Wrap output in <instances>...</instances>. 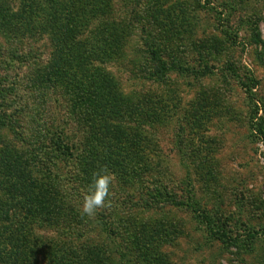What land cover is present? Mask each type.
Listing matches in <instances>:
<instances>
[{"label":"rangeland","instance_id":"1","mask_svg":"<svg viewBox=\"0 0 264 264\" xmlns=\"http://www.w3.org/2000/svg\"><path fill=\"white\" fill-rule=\"evenodd\" d=\"M158 5L169 10L162 22ZM107 17L127 33L124 56L105 65L124 95L136 101L158 93L181 109L169 123L123 121L151 140L157 167L130 184L114 176L111 206L83 215L87 118L74 113L75 97L63 89L43 97L27 86L52 67L51 36L12 40L0 32V77L10 73L29 100L28 107L20 101L19 129L26 137L40 130L46 146L34 169L59 181L71 207V219L38 234L67 242L81 259L96 246L104 264H264V0H113ZM171 17L176 28L162 29ZM156 50L182 68L165 80L150 78ZM202 104H209L208 118L190 111ZM14 132L0 128V153L5 143L34 149Z\"/></svg>","mask_w":264,"mask_h":264},{"label":"trees","instance_id":"2","mask_svg":"<svg viewBox=\"0 0 264 264\" xmlns=\"http://www.w3.org/2000/svg\"><path fill=\"white\" fill-rule=\"evenodd\" d=\"M112 1L21 0L17 9H11L0 0L2 35L12 40L24 37L42 40L51 36L56 50L52 67L28 80L27 86L38 96L46 97L50 89H63L75 97L72 110L84 119L86 116L89 129L87 149L80 158L81 181L87 189L93 172L101 167H106L124 184L132 183L142 172L156 169L158 153L151 140L123 121L148 118L157 124L169 123L181 109L164 95L153 92L136 101L130 99L120 89L116 77L107 71L108 62L124 56L127 39L123 27L107 21ZM158 6L156 12L162 22L169 10ZM176 20L171 17L162 29L176 28ZM152 54L156 67L150 78L156 81L165 80L169 72L182 68L176 61L168 64L157 50ZM9 75L0 77V128L11 126L18 141L31 144L34 149L5 143V151L0 153V264H40L42 260L49 264H104V254L96 246L84 249L81 259L78 251L73 254L67 242H50L38 234L71 219V207L59 181L37 175L34 169L35 163L43 160L41 154L46 146L40 130H33L26 137L19 129L18 117L25 110L20 105L26 103L28 107L29 100L24 101L26 95L18 92L17 83L9 80ZM19 79L23 82L25 77ZM208 106L196 105L190 111L207 117ZM58 141L55 145L62 150ZM63 148V153L70 150L68 146ZM154 259L159 261L158 256ZM161 262L164 261L158 264Z\"/></svg>","mask_w":264,"mask_h":264},{"label":"clouds","instance_id":"3","mask_svg":"<svg viewBox=\"0 0 264 264\" xmlns=\"http://www.w3.org/2000/svg\"><path fill=\"white\" fill-rule=\"evenodd\" d=\"M114 175L106 167L93 172V179L84 195L81 211L83 215L92 217L98 209L110 207V185Z\"/></svg>","mask_w":264,"mask_h":264}]
</instances>
